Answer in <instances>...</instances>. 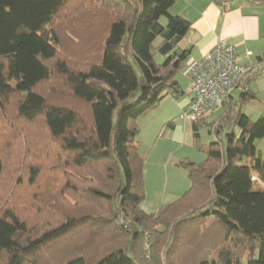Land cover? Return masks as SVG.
Wrapping results in <instances>:
<instances>
[{"label":"trees","instance_id":"trees-1","mask_svg":"<svg viewBox=\"0 0 264 264\" xmlns=\"http://www.w3.org/2000/svg\"><path fill=\"white\" fill-rule=\"evenodd\" d=\"M80 1L88 2L79 14L87 40L100 26L104 33L87 46V60L75 63L62 54L56 21ZM174 4L0 0V184L18 145L25 174L13 188L33 189L36 213L46 221L37 226L33 209L24 215L28 206L19 209L14 192L4 196L0 264H264V155L256 146L264 113L252 121L228 111V127L239 134L228 131L226 144L200 148L207 157L186 165L191 187L178 200L157 213L142 209L137 121L166 96H182L176 78L189 58L177 46L192 24L171 13ZM53 80L90 115L54 103L61 91L44 89ZM200 125L192 126L196 139Z\"/></svg>","mask_w":264,"mask_h":264},{"label":"crops","instance_id":"crops-1","mask_svg":"<svg viewBox=\"0 0 264 264\" xmlns=\"http://www.w3.org/2000/svg\"><path fill=\"white\" fill-rule=\"evenodd\" d=\"M174 3L171 13L187 19L192 24L191 30L177 46L180 51H189L185 69L176 78L183 94L179 99L172 95L166 96L159 106L162 111L160 114H154V112L147 114L149 118H146V131L149 137V149L146 147L142 154L141 146L139 148L145 169L146 162L153 159L155 163L162 159L159 156L162 152L165 153V148L171 147L172 155L183 148L190 135L189 127L192 129V135L194 134L191 123L179 119L192 99L186 70L190 64L202 59L220 42L234 46L239 62L243 65H252L254 72L245 80L243 86L233 93L226 105L209 114L201 124L207 123L215 113L226 110L219 120L213 121V128L222 125L226 131L230 129L239 134L238 128L228 127L230 122L227 119L228 111L235 106L238 111L234 114L241 111L252 121H256L264 113V101H259V105L255 104L261 94L264 96V62L258 61L259 58L264 57V0H241L229 9L223 7L222 0H174ZM244 88H248V91L256 95V99L244 101L242 98ZM138 126L140 127L139 124ZM164 134H166L165 138H163ZM192 145L195 147L193 141ZM175 156L178 157L172 163L164 160L161 166L156 162L159 167L161 166L163 174H166L165 182L172 185L168 192L171 195L167 205L178 200L185 190H188L186 189L188 181L186 165L200 164L189 157ZM183 169L186 170V174L181 172ZM144 203L145 207L142 206V209L149 214L146 198ZM160 208L162 207L151 211V214L157 213Z\"/></svg>","mask_w":264,"mask_h":264},{"label":"rangeland","instance_id":"rangeland-1","mask_svg":"<svg viewBox=\"0 0 264 264\" xmlns=\"http://www.w3.org/2000/svg\"><path fill=\"white\" fill-rule=\"evenodd\" d=\"M87 5H88V2L86 4H83L81 1L78 2L76 5L69 8V10H67L56 21L57 22L56 30L58 31V37H59L60 44H61L62 54H65L66 56L70 57L72 59V62H75V63L76 62L80 63V62L87 60V56L89 55V50H90V49H87V46H92L96 42L97 44L100 43L101 36L104 33L103 27L100 26L99 28L95 30L94 37L90 40H87L88 37H87V26H86V22L84 21L85 18L82 15L79 16L80 12H82L81 9L83 8V6L84 8H86ZM57 83L58 82H54L53 80L52 82L45 84L44 85L45 91L48 93L49 89L51 90V87H53V84L55 85ZM9 85L12 87H15L17 85V82L12 81L9 83ZM54 88L61 91L60 96L56 97L55 100L53 101L54 103L65 104V105L69 104L73 108H75L84 117H88L90 115L88 108L76 102L73 99V97L70 96L69 92H64L63 91L64 89H58L56 85L54 86ZM259 101H264V96L262 94L260 95V99H258V101H256L255 104L259 105L260 104ZM261 107H262V104H261ZM232 110H234V113L238 111L235 108V106L232 108ZM150 112H154V114H160L162 111L158 107ZM225 113H226V110L215 113L214 116L211 117V119H209L207 123H202L199 127V138L198 139L195 138L194 134L192 135V131H191L192 129L191 127H189L188 132L190 135L188 136L185 146L181 148L178 152H176L177 154L175 153L174 155H172L171 151L173 149L171 147H167L165 148V153L162 152L161 155L159 156L160 159L162 158L161 160L155 161V163L153 162V159L150 162H146V169L145 167L143 168V177L145 181L146 203L149 204V211H150L149 214H151V211H156L155 209H158V207H162L160 209L165 208L166 206H168L167 203H169L167 201H169L170 199L169 197L171 194H168V192L170 191L172 185L171 184L168 185L167 181L165 182L166 174H163L162 172L163 170H161L162 162H164L165 160L166 162L168 161L169 163H172V161L174 160L176 161L178 157L175 155H182L185 157H189L196 163H203L207 155L204 153V151L200 150L201 147L203 148V147L209 146L212 143H215L218 141L220 142V144L221 142L226 144V133L228 131H226L222 125L221 127L213 128V121L219 120ZM147 114H149V112ZM147 114L141 116L137 121V123L141 127L140 128L138 126L140 128L139 129L140 132L137 137V145L139 146V148L141 146L142 154L145 152L146 147H148L149 149V137L146 131V122H147L146 118H149V115ZM232 116H233L232 112H230L229 116H227V119H231ZM256 117L257 116H255V119H257ZM203 120L199 122H202ZM193 124L191 125L193 126ZM165 137H166V134H164L163 138ZM192 141L194 142L195 147H193ZM40 143L44 144L45 142L43 139H41ZM15 146H18V145H14L12 147L13 154L9 157L7 161V165H6L8 172L5 173L4 179L2 183L0 184V198H1L0 202L4 201L5 199L4 196L9 197L10 193L14 192L16 197H19L15 201L16 204H18L17 207L21 209L22 211H25L22 208H24V206H28L24 215H27L29 211L33 209L35 213H32V212L30 213V216L33 219L32 223H36L37 226H39V224L44 223L46 221L39 220L43 216V214H39V212L36 213V210L41 207L34 205L31 200V196L34 193V190L30 189L27 186H19L18 188H13L15 186L14 184H15L16 178L19 175L25 174L24 171H20V169H18V166H17V164L21 163V160L24 158V154H21L20 151L18 152V149H16ZM256 146H257V150L261 152L262 155H264V139L257 141ZM9 154L11 153H7V156H9ZM156 162L161 164V166L159 167V165ZM42 164H43L42 169L44 168L47 169V172L44 171V175H43V179L47 181L48 178L50 177L48 168L51 165V162L47 161V162H43ZM185 171L186 170L183 169V171L181 172L183 174H186L187 172ZM187 180L188 181L186 183L187 184L186 189H189L191 187V183L189 181V178ZM186 191L187 190H185V192ZM44 193L45 191H39L38 196H43ZM184 193L182 194V196L184 195ZM44 198L46 199L47 195H44ZM205 202H206V199L204 200L203 204ZM142 206L145 207V203L142 204ZM213 221L214 219L208 220L209 224L212 223ZM57 245H60V244L58 243ZM145 248L147 249V252H149V246L146 245Z\"/></svg>","mask_w":264,"mask_h":264},{"label":"built area","instance_id":"built-area-1","mask_svg":"<svg viewBox=\"0 0 264 264\" xmlns=\"http://www.w3.org/2000/svg\"><path fill=\"white\" fill-rule=\"evenodd\" d=\"M240 1L222 0V3L225 9H229ZM253 72L252 65L239 62L234 46L220 42L187 68L192 99L180 119L191 124L203 120L223 107ZM244 91L247 92L248 88H244Z\"/></svg>","mask_w":264,"mask_h":264}]
</instances>
